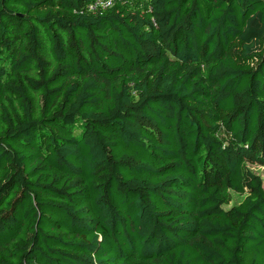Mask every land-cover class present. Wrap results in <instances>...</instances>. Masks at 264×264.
I'll use <instances>...</instances> for the list:
<instances>
[{"label": "trees", "instance_id": "trees-1", "mask_svg": "<svg viewBox=\"0 0 264 264\" xmlns=\"http://www.w3.org/2000/svg\"><path fill=\"white\" fill-rule=\"evenodd\" d=\"M93 1L0 0V264H264V0Z\"/></svg>", "mask_w": 264, "mask_h": 264}, {"label": "rangeland", "instance_id": "rangeland-1", "mask_svg": "<svg viewBox=\"0 0 264 264\" xmlns=\"http://www.w3.org/2000/svg\"><path fill=\"white\" fill-rule=\"evenodd\" d=\"M250 170L255 174L258 175L262 181H263V188H264V167L262 166H249ZM245 195H239L236 193H230L228 196V205L225 206L227 208H230L233 205L239 204Z\"/></svg>", "mask_w": 264, "mask_h": 264}, {"label": "built area", "instance_id": "built-area-1", "mask_svg": "<svg viewBox=\"0 0 264 264\" xmlns=\"http://www.w3.org/2000/svg\"><path fill=\"white\" fill-rule=\"evenodd\" d=\"M114 3L115 0H94L86 6V12L93 14L102 13L111 8Z\"/></svg>", "mask_w": 264, "mask_h": 264}]
</instances>
